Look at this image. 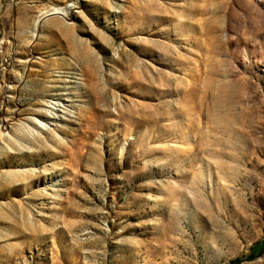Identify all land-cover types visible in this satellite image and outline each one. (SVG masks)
<instances>
[{"label":"rangeland","instance_id":"rangeland-1","mask_svg":"<svg viewBox=\"0 0 264 264\" xmlns=\"http://www.w3.org/2000/svg\"><path fill=\"white\" fill-rule=\"evenodd\" d=\"M263 242L264 0H0V264Z\"/></svg>","mask_w":264,"mask_h":264},{"label":"bare ground","instance_id":"bare-ground-1","mask_svg":"<svg viewBox=\"0 0 264 264\" xmlns=\"http://www.w3.org/2000/svg\"><path fill=\"white\" fill-rule=\"evenodd\" d=\"M52 13L56 15L65 16V13L61 9H55Z\"/></svg>","mask_w":264,"mask_h":264},{"label":"trees","instance_id":"trees-1","mask_svg":"<svg viewBox=\"0 0 264 264\" xmlns=\"http://www.w3.org/2000/svg\"><path fill=\"white\" fill-rule=\"evenodd\" d=\"M261 245L263 246V249H264V242L261 243ZM254 258H255V256H253L252 252H250L249 255L247 256V260H249V261L253 260Z\"/></svg>","mask_w":264,"mask_h":264}]
</instances>
